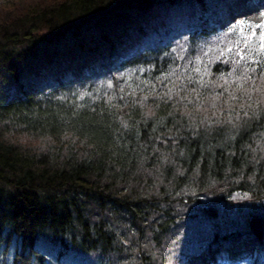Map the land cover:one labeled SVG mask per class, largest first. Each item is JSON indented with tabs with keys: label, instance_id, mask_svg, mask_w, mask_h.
I'll use <instances>...</instances> for the list:
<instances>
[{
	"label": "trees",
	"instance_id": "16d2710c",
	"mask_svg": "<svg viewBox=\"0 0 264 264\" xmlns=\"http://www.w3.org/2000/svg\"><path fill=\"white\" fill-rule=\"evenodd\" d=\"M225 3L0 0V264H176L232 238L264 264V54L203 43Z\"/></svg>",
	"mask_w": 264,
	"mask_h": 264
},
{
	"label": "rangeland",
	"instance_id": "374dc122",
	"mask_svg": "<svg viewBox=\"0 0 264 264\" xmlns=\"http://www.w3.org/2000/svg\"><path fill=\"white\" fill-rule=\"evenodd\" d=\"M226 3L223 7L222 14L220 16V28H222L220 32H218L219 36L212 35L209 38L205 39L203 43L216 44L218 40L221 41H232L236 39H243L244 36L250 34V32L255 29L257 37L262 31L261 28H256V25H264V5L259 7L254 11L245 12L244 15H236L235 9H237L239 4L250 3L252 0H224ZM238 4H234L235 2ZM232 12H235L232 14ZM120 27L116 28L115 31H119ZM91 32L96 33V29L91 27L90 29H84L83 36L86 39H89ZM89 35V36H88ZM74 39L67 35L63 41L57 43L51 48L61 51L65 49V47L72 43ZM252 45H256V37H253L251 41ZM180 47H187V43L185 41L180 40L178 42ZM108 46L106 44L102 45L100 56L104 57L107 53ZM212 50L218 51V45H214ZM55 54L52 58V61L56 64L61 63L60 57ZM82 66V62L79 63H71L70 60L65 61L64 67L58 69V74L60 75L61 71L64 68H69L73 72H79ZM40 68H44L43 63L39 64ZM196 241V240H195ZM233 246V247H232ZM187 251H190L187 248ZM254 246L251 238H242V239H230L224 247L220 250H215L209 255H205L200 252H187L185 256L182 258H178L176 264H202L208 261L209 264H249L251 259L253 258Z\"/></svg>",
	"mask_w": 264,
	"mask_h": 264
},
{
	"label": "snow or ice",
	"instance_id": "6c2138e0",
	"mask_svg": "<svg viewBox=\"0 0 264 264\" xmlns=\"http://www.w3.org/2000/svg\"><path fill=\"white\" fill-rule=\"evenodd\" d=\"M255 27L261 28L262 31L260 32L258 37L255 32V29H253L249 35L244 36V39H243L244 48H247L249 53L255 51L257 55H261V54H264V25H256ZM253 37H256V45L250 46ZM239 43L240 41H237V44ZM244 48H240L239 51L236 53L238 56H240V59L242 60L245 59V56L243 55ZM229 51H232V50L229 49ZM253 71H255V69H253Z\"/></svg>",
	"mask_w": 264,
	"mask_h": 264
},
{
	"label": "bare ground",
	"instance_id": "6f19581e",
	"mask_svg": "<svg viewBox=\"0 0 264 264\" xmlns=\"http://www.w3.org/2000/svg\"><path fill=\"white\" fill-rule=\"evenodd\" d=\"M234 4L237 5L238 2L236 1ZM263 5H264V0H252L250 3L239 4L237 9H235V12L236 15H244L246 14L245 12L254 11ZM235 12H232V14ZM202 264H209V263L208 261H206V263H202Z\"/></svg>",
	"mask_w": 264,
	"mask_h": 264
}]
</instances>
